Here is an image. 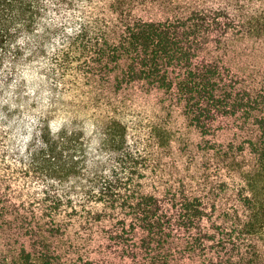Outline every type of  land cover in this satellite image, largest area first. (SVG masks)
I'll list each match as a JSON object with an SVG mask.
<instances>
[{
  "label": "trees",
  "instance_id": "16d2710c",
  "mask_svg": "<svg viewBox=\"0 0 264 264\" xmlns=\"http://www.w3.org/2000/svg\"><path fill=\"white\" fill-rule=\"evenodd\" d=\"M244 32L264 0H0V264H264Z\"/></svg>",
  "mask_w": 264,
  "mask_h": 264
},
{
  "label": "rangeland",
  "instance_id": "374dc122",
  "mask_svg": "<svg viewBox=\"0 0 264 264\" xmlns=\"http://www.w3.org/2000/svg\"><path fill=\"white\" fill-rule=\"evenodd\" d=\"M221 52L233 73L246 81L248 86H256L264 77V34L244 32L230 37Z\"/></svg>",
  "mask_w": 264,
  "mask_h": 264
}]
</instances>
